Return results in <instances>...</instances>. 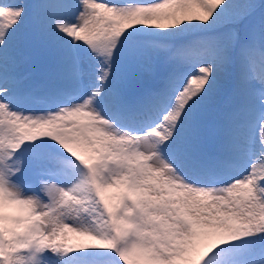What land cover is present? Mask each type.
Masks as SVG:
<instances>
[{
    "label": "snow or ice",
    "instance_id": "1",
    "mask_svg": "<svg viewBox=\"0 0 264 264\" xmlns=\"http://www.w3.org/2000/svg\"><path fill=\"white\" fill-rule=\"evenodd\" d=\"M0 264H264V0H0Z\"/></svg>",
    "mask_w": 264,
    "mask_h": 264
}]
</instances>
